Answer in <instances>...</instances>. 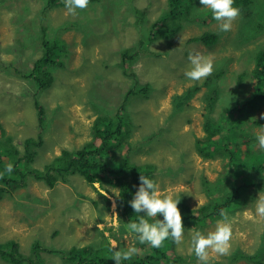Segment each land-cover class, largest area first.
Returning a JSON list of instances; mask_svg holds the SVG:
<instances>
[{"label":"rangeland","instance_id":"374dc122","mask_svg":"<svg viewBox=\"0 0 264 264\" xmlns=\"http://www.w3.org/2000/svg\"><path fill=\"white\" fill-rule=\"evenodd\" d=\"M167 1L100 0L78 9L76 15L68 14L64 5L45 17V0H0V126L24 152L27 139L38 140L42 131L39 106L45 109L44 144L36 148L32 163V167L44 170L64 149L76 150L92 141L96 118L105 112L114 114L131 88L150 85L147 97L133 98L127 107L133 162L154 165L151 174L161 193L176 200L186 197L192 209L210 201L211 190L205 181L219 177L230 181L228 190L241 200L234 204L240 209L230 212L235 218L231 248L227 255L209 250V264H254L243 259L235 262L234 255H264V218L255 214V200L264 191V158L254 156L264 155L256 139L264 128V99L254 98L257 93L251 88L250 76L254 57L264 47V0H255L241 12L227 32L220 31L210 10L194 3L190 13L178 21L181 26L170 40L157 38L141 47V41L148 42L151 35L148 29L168 11ZM26 23L31 25L24 27ZM205 32L217 34L218 42L211 48L191 43ZM44 40L48 44L64 42L62 57L55 59V66L45 68L48 74L42 82L54 81L46 89L33 78L17 76L14 70H32L46 55ZM127 49L134 50L129 72L136 77L120 66L121 53ZM190 52L213 58L210 76L192 81L184 75ZM62 61L64 67H59ZM221 70L224 75L219 78ZM215 87L218 99L211 109L209 99ZM252 98L255 107L250 103ZM229 107L236 108L234 152L202 158L197 142L205 136L206 116L217 119L222 109ZM27 183V187L12 186L14 190L0 200V244L15 241L21 254L31 256L34 245L40 243L39 264H72L51 251L66 252L86 245L105 248L102 255L115 263L111 259L113 241L115 250L139 245L143 254L144 250L145 254L155 253L127 230V221L122 223L118 218L120 188L108 185L103 189L100 183L93 186L80 174L69 176L67 182L59 180L54 187L29 177ZM217 220L192 228L207 234L215 229ZM192 228L184 230L180 245L169 238L161 250L171 259L182 256L180 264H198L189 250ZM109 250L110 255L106 253ZM0 264L9 263L0 255Z\"/></svg>","mask_w":264,"mask_h":264},{"label":"trees","instance_id":"16d2710c","mask_svg":"<svg viewBox=\"0 0 264 264\" xmlns=\"http://www.w3.org/2000/svg\"><path fill=\"white\" fill-rule=\"evenodd\" d=\"M98 1L100 0H89V3ZM167 2L169 4L168 11L162 16L161 20L154 24L153 28L148 29L151 35L148 36V42L141 41V47L147 46L149 42L152 43L157 38L170 40L176 34L178 27L181 26L178 21L187 16L194 6V3H200V0H168ZM45 3L46 6L42 10L45 11V17L49 11L58 6L65 5L64 0H45ZM252 4H255V0H234V6L240 8V13L248 10ZM200 15L205 17V13ZM34 22L35 20L33 19L32 24ZM29 25L31 24L26 23L23 26L27 27ZM158 25H161V29L159 30L156 29ZM42 28L43 32L47 30L45 26ZM218 40L219 36L217 34L205 32L201 36L193 38L190 41L191 43H202L211 48ZM43 44L46 49V55L39 59L38 62L34 63L32 70L20 71V69L17 68H14V70L17 76L25 79L33 78L39 84L42 83L41 87L46 89L50 86L51 82L54 83V81L51 80L50 84L49 82H45L46 80L42 82V77H46L48 74L45 68L48 65L55 66V59H60L62 57L64 53V42L58 40L54 44H48V42L44 40ZM123 51L121 53L122 61L120 66L122 65L129 76L136 77L134 73L129 72V70H131L130 65L133 64L131 60L134 59L132 55L134 50L127 49ZM254 60V69L251 72L252 75H250L252 80L251 88L257 93L254 98L264 99V47L257 51ZM61 66L64 67L63 61L60 63L59 67ZM219 72L220 74L218 77L221 78L224 73H222V70ZM149 88L150 85L131 88L126 93L122 103L114 114L105 112V115L100 114L101 116L99 115L96 118L92 129V141L76 150L64 149L61 155L55 157L51 163L45 166L44 170L32 167V163L36 159V148L44 144L43 131L46 130L47 126L46 118H44L45 109L38 105L40 112L39 124L40 130L42 131L39 133L38 140L30 138L25 141L24 145L26 147L24 152L14 144L13 137L8 135L6 130L2 129L0 126V132L2 133L0 137V172H3L9 163L13 165L12 173L10 175L5 174L3 179H0V200L4 198V193H11V191L14 190V186L17 188L27 187L28 177L37 181H45L50 187H54L59 180L67 182L69 176L80 174L93 186L96 183H100L103 189L108 185L114 188H120V194L116 200L118 205V218L122 223L126 221L128 223L130 221H137L139 216L143 214L135 213L129 202L138 190L140 184L139 177L140 175H144L150 177V179L155 182L156 177L151 174L152 170H154V165H138V163L133 162V155L131 153L133 145L130 142L132 124L127 107L133 98L147 97ZM211 93L209 105L210 108L213 109L218 99V88L215 87ZM182 98L183 97H178L177 100ZM253 100L252 98L250 103L255 107ZM178 104L179 102L177 101L176 105L178 106ZM235 111L236 108H223L220 117L217 119L213 118L211 114L206 116V122L203 127L205 136L197 142L198 153L202 158L211 159L218 154L223 155L224 151H232L234 140L231 144V134H234ZM239 111L242 112L243 109H239ZM235 121L236 124H239L238 120ZM150 142L151 140L149 143ZM256 157L261 159L264 158V155H257ZM261 169L264 170V163L261 165ZM129 177H131L130 180H128ZM230 184V181L225 182L221 177L217 178L215 181H205L204 185L211 190V198L210 201L197 209H192L190 207L186 197L182 196L177 199L180 200L178 208L182 215L184 230L190 229L194 225L201 226L208 221L221 219L219 215L221 209H228L229 215L233 209V213L238 211L236 209H240V207H235L234 204H239L241 200L238 199V196L234 195V191L228 190ZM107 200L109 205H111L110 199ZM159 220H163L162 215L159 217ZM151 222H153L152 219ZM116 240L119 242V238ZM107 244L111 247L109 241H107ZM262 246L264 247V240ZM18 247L19 244L15 241L0 244L1 257L9 264H39L40 251H42L40 243L34 245L33 254L31 256L21 254ZM138 247L143 250V246L138 245ZM142 250L139 254L133 256L132 260L124 261L122 264H165L170 260H172L170 262L172 264L183 263L182 256H173V259H171L167 251L165 250L164 252L161 248H154L155 253L146 252V254L145 250L144 254ZM103 252H105V248L98 249L92 245L73 247L70 251L66 252L58 250L51 251L52 254L65 256L72 264H115L111 263L106 256L102 255ZM110 252L109 250L106 253L110 255ZM263 258L264 255L261 253L248 255L246 253L237 252V254L234 255L235 262L239 259H243L254 264H264Z\"/></svg>","mask_w":264,"mask_h":264},{"label":"clouds","instance_id":"9594fccd","mask_svg":"<svg viewBox=\"0 0 264 264\" xmlns=\"http://www.w3.org/2000/svg\"><path fill=\"white\" fill-rule=\"evenodd\" d=\"M64 4L68 14L76 15L78 9L83 10L88 7L89 0H64ZM200 4L203 5L202 9L211 11L212 18L218 23L222 32L232 29L233 23L241 11L240 8L234 6V0H200ZM188 61L189 66L184 75L189 80L200 81L210 76L214 71V61L211 56L190 52ZM261 119H264V114H261ZM231 137L232 144L233 133ZM256 139L259 148L264 150V128L259 130ZM232 151H234V141ZM12 171L13 165L9 163L4 171L0 172V179H3L5 174L10 175ZM139 181L138 190L129 203L135 213L143 215H140L137 221L127 223V230L135 234V238L140 244H148L152 248L162 247L169 238L180 245L185 235L182 215L178 208L180 200L174 199L171 195H163L158 183L144 175H140ZM255 214L264 218V191H261L258 199L255 200ZM158 215H162L163 220L155 219ZM219 215L221 219L216 221L213 231L204 234L196 230L195 227L190 230L191 247L189 250L194 252L198 264H209V250L219 255H227L230 251L235 218L229 215L228 209H221ZM149 218H153L154 222L150 223ZM111 250V259L115 261V264H122L123 261L130 260L141 251L135 246L115 250V241L112 242Z\"/></svg>","mask_w":264,"mask_h":264},{"label":"bare ground","instance_id":"6f19581e","mask_svg":"<svg viewBox=\"0 0 264 264\" xmlns=\"http://www.w3.org/2000/svg\"><path fill=\"white\" fill-rule=\"evenodd\" d=\"M24 194V193H23Z\"/></svg>","mask_w":264,"mask_h":264}]
</instances>
